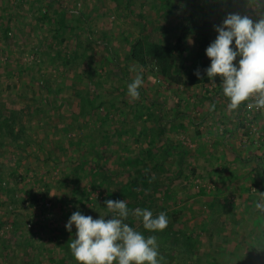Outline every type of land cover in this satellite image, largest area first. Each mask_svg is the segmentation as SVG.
<instances>
[{"label":"rangeland","instance_id":"obj_1","mask_svg":"<svg viewBox=\"0 0 264 264\" xmlns=\"http://www.w3.org/2000/svg\"><path fill=\"white\" fill-rule=\"evenodd\" d=\"M218 12L242 21L240 13H264V0H0V110L22 112L14 130L24 129L16 142L0 140V264H172L163 250L175 248L179 230L198 242L200 257L211 233V246L228 248L231 234L242 242L249 222H264V194L250 190L251 174L264 172V110L249 109L264 101V31L229 25L213 36L216 76L195 88L127 59L133 42L174 44L187 19ZM60 14L64 29L56 27ZM184 44L190 61L195 39ZM134 105L145 108L140 116ZM135 157L157 158L171 181L155 207L147 201L142 216L124 221L115 207L104 209L108 187L94 172H119ZM166 191L174 195L162 209ZM177 209L167 249L158 238L136 239L155 214ZM217 257L231 264L225 252Z\"/></svg>","mask_w":264,"mask_h":264},{"label":"trees","instance_id":"obj_2","mask_svg":"<svg viewBox=\"0 0 264 264\" xmlns=\"http://www.w3.org/2000/svg\"><path fill=\"white\" fill-rule=\"evenodd\" d=\"M64 15V13H62ZM61 14L58 16L59 19L56 23V27L59 29H64L66 22L64 17ZM65 16V15H64ZM41 22H46L51 24L53 21L48 15H42L40 18ZM56 28V33L59 29ZM213 30L214 23L211 20L203 19L199 20L195 17H190L186 20L181 27L182 35L177 39L174 44H162L159 41H141L137 40L132 43L130 47V52L127 56V59L133 62L137 67H141L144 70H147L154 75L155 77H161L167 79L171 85L175 87L186 86V87H198L203 86L207 83H210L212 79L216 76V62H215V44L213 41ZM192 36L195 39L197 46V54L190 61L187 58V48L184 46V38ZM263 81H264V71H263ZM91 103V102H90ZM138 104V103H136ZM134 108L137 112V115L141 113L145 108L142 106H137ZM8 115L5 116L0 110V140L10 137L14 142L24 133L23 126L20 125L19 130L15 132L14 126L20 122L18 116L22 112L16 110H6ZM4 115V116H3ZM140 116V115H139ZM107 116L104 117V119ZM103 119V120H104ZM105 133V132H104ZM104 140H108V136H105ZM148 151V150H147ZM168 150L165 151V154ZM167 156V155H166ZM159 158L158 156H156ZM146 159V158H132L124 159L120 162V171L119 172H107L100 173L97 169L94 173L98 178V182L106 185L108 187V192L104 197V209H109L108 205L115 207L116 211L121 213L122 219L124 221L131 220L136 214L142 216V211L145 212V207L147 209H152L155 207V202L158 201L156 197L157 192L160 191V188L165 185L162 183L164 180L170 182L169 177L162 178V162L158 160ZM181 160L176 163L181 164ZM136 166L135 172L132 171V168ZM100 169H103V166H99ZM152 169L154 172H160V177L157 175L149 176V170ZM95 170V169H94ZM126 177L124 182L117 188L118 190L111 191V187H115V179L122 175ZM260 178L259 189L264 191V172L261 171L258 173ZM254 180V179H252ZM163 185H162V184ZM252 185L256 186L255 182L252 181ZM245 186L241 185V189L245 191ZM169 190L170 188L165 187L164 190ZM172 192H164L163 200L160 208L166 209L167 203L173 197ZM127 202V208L124 204ZM149 201V205L144 207L145 202ZM108 211V210H107ZM168 214H170L167 211ZM181 213V210H174L170 215L168 214H155L153 219H149V222H146L143 230L144 234L137 236V240L144 243L146 240H154L155 238L162 241L159 245L164 251V257L171 258L172 264H180L182 261L185 264H220V258L212 259L214 252H225L228 256V261L231 264H264V222H261L262 218H258L257 222H249L251 226L246 230V233L241 239L242 242H237L236 233L231 234L232 238L228 237V243L233 244V248L228 245L223 247V245H212L211 240L213 238V233L208 236V248L209 252L205 255L198 257V242L188 237L182 239L184 232L181 230L174 233L175 248L167 245V248L163 247V244H167L171 239L170 235L174 232L173 225L176 224L177 219ZM173 218L170 219L171 222H166V217ZM171 216V217H170ZM169 224V225H166ZM181 225V224H180ZM206 224H202L200 227L202 230L205 228ZM223 229V228H220ZM216 228L217 232L220 230ZM255 233V238L252 241L246 242L248 233ZM256 231V232H255ZM158 235V237L156 236ZM240 246V249L237 251L235 248ZM144 248V246H143ZM206 248V249H208ZM223 250V251H222ZM142 251H139V257H142ZM197 253V254H196ZM169 254V255H168ZM193 256V258H192ZM212 259V260H211ZM263 259V260H262ZM161 262L163 261L160 260ZM228 263V262H227ZM225 263V264H227ZM145 264H155L153 260L146 261ZM224 264V263H223Z\"/></svg>","mask_w":264,"mask_h":264},{"label":"crops","instance_id":"obj_3","mask_svg":"<svg viewBox=\"0 0 264 264\" xmlns=\"http://www.w3.org/2000/svg\"><path fill=\"white\" fill-rule=\"evenodd\" d=\"M246 14H247V16L244 17V16H241L244 14L240 13L239 14L240 16H238V19H240L242 21H238V22L234 21L233 23L226 20V19H228L226 17V13H221V12H218L216 14H211L204 19H208V20L213 21V23H214L213 36H216V34H220V35L224 34L225 33L224 29H226V27H229V25H232V27H234V28L238 27V30L243 29L244 27L245 28L254 27L258 30L259 33H260V30L264 31V13L263 12L262 13L261 12H256V13L253 12V13H246ZM243 19H245V21ZM239 80H240L241 85H244L245 83H247V81L244 78L242 79V77ZM250 83H251V81H250ZM239 89H240V93H238V97L245 99V97H246L245 87L240 86ZM241 92H243V93L241 94ZM240 114H241V112H240ZM259 172H261V169L259 171H255V172H253V174H251L252 179L255 180L256 186H253L250 188L251 192L254 193V195H258V197L262 196L264 194V191L259 189V183H260V178L258 176ZM244 189H246V190L243 191V190H240L238 188V192L240 194H242V193L245 194V192L248 190L246 187ZM244 194H242V195H244ZM258 197H257V200L252 203V207H254V208H256L257 205L260 203V198H258ZM257 220H252V221L257 222Z\"/></svg>","mask_w":264,"mask_h":264},{"label":"built area","instance_id":"obj_4","mask_svg":"<svg viewBox=\"0 0 264 264\" xmlns=\"http://www.w3.org/2000/svg\"><path fill=\"white\" fill-rule=\"evenodd\" d=\"M249 109L250 110H255V111L264 110V101H260V100L256 99L255 101H253L251 103V105H249ZM253 131H255V129H253ZM27 226L30 227L29 224Z\"/></svg>","mask_w":264,"mask_h":264}]
</instances>
